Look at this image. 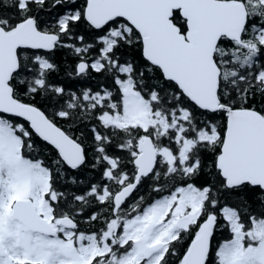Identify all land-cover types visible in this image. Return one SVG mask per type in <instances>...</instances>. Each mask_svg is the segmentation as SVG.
Returning <instances> with one entry per match:
<instances>
[{"label":"trees","instance_id":"1","mask_svg":"<svg viewBox=\"0 0 264 264\" xmlns=\"http://www.w3.org/2000/svg\"><path fill=\"white\" fill-rule=\"evenodd\" d=\"M72 1L0 0L1 26L10 29L36 15L41 30L59 35L53 50L19 49L20 67L11 84L15 97L41 108L82 143L84 164L69 168L28 122L0 113L4 121L13 123L21 156L37 162L47 173L52 220L72 216L77 222L74 231L97 238L113 226L115 237L108 238L107 250L95 255L90 264H120L132 247L130 241H124L126 220L179 188L193 187L203 194L198 216L167 243L157 264H183L191 242L208 221L212 226L206 264H221L218 251L234 237L233 216L242 226L245 243L252 241L251 233L256 234L258 222L264 221V191L247 183L230 188L217 168L226 130L225 112L199 108L174 82L166 80L160 68L145 59L141 36L126 20L117 18L96 29L85 19L86 0L66 6ZM241 1L248 9L242 41L222 37L215 55L222 70L219 97L223 104L264 114L258 54L249 56L247 44H243L255 43L263 6L260 0ZM173 19L186 32V21L178 11ZM110 33L113 41L107 44ZM84 60L91 64L79 72L78 65ZM122 81L148 102L157 123L144 128L106 121V114L123 108ZM144 135H151L158 149H166L171 159L159 152L154 171L142 178L135 192L114 211L113 196L135 179L137 142ZM14 264L46 263L25 259Z\"/></svg>","mask_w":264,"mask_h":264},{"label":"water","instance_id":"2","mask_svg":"<svg viewBox=\"0 0 264 264\" xmlns=\"http://www.w3.org/2000/svg\"><path fill=\"white\" fill-rule=\"evenodd\" d=\"M175 11L186 21L182 32L173 19ZM84 16L96 29L122 18L141 36L143 55L160 68L166 80L174 82L183 94L199 108L227 117L226 130L217 168L228 187L243 184L258 186L264 191V114L252 108L231 107L219 97L222 70L215 55L222 37L242 41L248 20V9L241 0H86ZM59 41L57 33L41 30L37 18L31 16L14 27L0 25V113L28 122L43 141L54 147L64 163L77 169L86 161L85 148L56 124L41 108L14 95L11 84L19 70L21 48L50 51ZM81 61L79 72L87 69ZM134 159L135 179L125 184L114 196L117 211L135 192L142 178L155 169L159 149L151 135L137 142ZM2 150L0 149V152ZM12 216L25 231L55 237L58 226L44 217L31 197L17 198ZM60 226L73 229L76 220L69 215L60 218ZM212 221L206 222L191 242L183 264H206L210 247ZM8 253L0 239V256Z\"/></svg>","mask_w":264,"mask_h":264},{"label":"rangeland","instance_id":"3","mask_svg":"<svg viewBox=\"0 0 264 264\" xmlns=\"http://www.w3.org/2000/svg\"><path fill=\"white\" fill-rule=\"evenodd\" d=\"M121 83L123 108L119 113L106 114V121L113 124L134 123L144 128L157 123L148 102L130 83ZM0 149V239L8 251L6 256H0V264H14L25 259L40 260L46 264H90L95 255L107 250L108 238L115 237L113 226L100 238L66 228H63L62 236L55 237L25 231L24 226L12 216V205L17 198H33L40 213L53 221L46 195L47 173L37 162L21 156L20 139L15 134L13 123L1 117ZM159 152L171 159L166 149ZM202 196V191L196 188L182 187L171 196L148 206L141 215L126 220L124 241H130L132 247L119 263L157 264L168 241L196 220ZM233 222L234 237L218 251L221 264H264V221L258 222L256 234L251 233L249 238L253 242L248 243L244 242V231L237 217L233 216Z\"/></svg>","mask_w":264,"mask_h":264},{"label":"flooded vegetation","instance_id":"4","mask_svg":"<svg viewBox=\"0 0 264 264\" xmlns=\"http://www.w3.org/2000/svg\"><path fill=\"white\" fill-rule=\"evenodd\" d=\"M75 1L76 0H73L69 4L67 3L68 5H66V6H69V5L73 4ZM260 2L262 4V6H263V9H262V15L260 16V21H259V24H258L259 27H258L256 35H255V40L256 41H255V43H253V42L247 43L246 42V43H243V44H247V45H245V47H248L246 52H247V54L249 56H251L253 53H257L258 54L257 55V59H259L258 60L259 61L258 62L259 63L258 75H259V80L261 81V83H262V85L264 87V0H260ZM85 5H86V2H85ZM84 8H85V6H84ZM111 39H112V37L110 36V39L107 40V42H108L107 44H110L112 42ZM254 44H257V48L254 47ZM104 48H106V47L104 46ZM86 62L88 63V66L91 64V62H88V61H86ZM88 66H87V68H88ZM105 93L106 92H102L101 94L104 95ZM101 94H100V96H101ZM54 223H55L56 226H58V229H59V232H58L57 236H62L63 230H64L63 227H61L58 224V222H54Z\"/></svg>","mask_w":264,"mask_h":264}]
</instances>
